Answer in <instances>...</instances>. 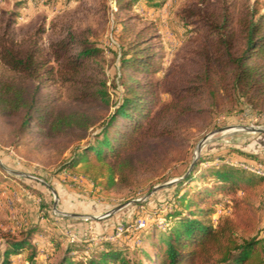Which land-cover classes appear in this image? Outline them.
I'll use <instances>...</instances> for the list:
<instances>
[{
    "label": "trees",
    "instance_id": "1",
    "mask_svg": "<svg viewBox=\"0 0 264 264\" xmlns=\"http://www.w3.org/2000/svg\"><path fill=\"white\" fill-rule=\"evenodd\" d=\"M139 1L153 9L166 2L116 0L124 14L118 22L132 37L120 45L113 74L101 64V49L73 33L44 46L37 36L16 38L10 21L0 25V117L19 119L15 128L0 129L2 144L23 157L59 161L56 174L67 171L101 190L119 191L145 176L163 175L174 160L170 143L207 130L214 114L237 113L241 106L264 110L261 0H202L185 9L199 42L164 73L156 35L131 27ZM69 139L79 144L64 157L68 147L55 142ZM232 152L260 158L233 146L204 152L172 185L165 229L153 224L136 233L146 243L134 244L136 260L113 241L89 248L72 239L54 264H264V238L242 233L258 225L264 175L227 162ZM208 158L209 166H200ZM223 199L232 211L215 221ZM37 230L31 225L20 241L8 243L0 264H16L13 257L29 248L20 264H44L32 245ZM78 250L84 255L70 257Z\"/></svg>",
    "mask_w": 264,
    "mask_h": 264
},
{
    "label": "rangeland",
    "instance_id": "2",
    "mask_svg": "<svg viewBox=\"0 0 264 264\" xmlns=\"http://www.w3.org/2000/svg\"><path fill=\"white\" fill-rule=\"evenodd\" d=\"M201 1L166 0L158 9L151 8L145 1L135 3L132 13L138 18L131 20V27L134 30L147 27L156 35L153 42L159 45L157 51L163 54L159 63L163 73L181 62L199 42L196 26L190 19L184 18V10L200 5ZM261 1L264 3V0ZM122 17L124 14L119 12L116 0H0V25L10 21V31L16 38L37 36L47 46L50 41L73 33L101 49V64L111 74L119 66L120 45L132 37L118 22ZM241 108L233 114L216 113L207 130L170 143L174 160L163 175L145 176L133 187L119 191L101 190L98 186L94 187L91 181L79 179L67 171L56 174L59 161L50 163L34 156L23 157L0 142V255L8 243L20 241L23 231L27 232L31 225H37L39 230L34 234L32 245L38 246L41 256L37 261L42 260L44 264L59 261L73 236L79 245L82 243L89 248L99 246L104 240L113 241L115 247L124 250V256L136 260L139 252L134 244H146L141 237H136V233L153 224L165 229V212L171 209L174 201L172 185L195 166L204 152L233 146L264 159V132H249L242 128H264V110L248 106ZM103 111V108L94 110L99 114ZM18 124V118L0 117V129L10 130ZM232 128L238 129L229 131ZM94 132L90 130V137ZM208 135L211 140L197 154L198 144ZM55 144L68 147L64 154L66 157L79 142L69 139L56 141ZM225 156L229 163L239 164L256 174L264 172V162L259 159H249L237 152ZM210 159L200 163V166L208 167ZM12 170L27 175H18ZM172 181L175 182L154 190ZM25 183L41 192L32 191ZM194 185L196 183L189 184L188 189H193ZM122 205L121 209L114 211ZM59 210L82 216H64ZM231 211L229 201L223 199L217 205L213 219L216 221ZM257 220V227L242 232L243 235L251 237L259 233L264 238V197L259 203ZM120 225L128 230L114 240L106 239ZM99 237L103 239L99 240ZM30 252L29 248L14 256L16 264L22 263ZM83 255L78 250L70 257L78 259Z\"/></svg>",
    "mask_w": 264,
    "mask_h": 264
},
{
    "label": "water",
    "instance_id": "3",
    "mask_svg": "<svg viewBox=\"0 0 264 264\" xmlns=\"http://www.w3.org/2000/svg\"><path fill=\"white\" fill-rule=\"evenodd\" d=\"M249 132H264V128H260V127H253V128H251V129H249L248 130ZM214 133V132H213ZM213 133H211V134H213ZM211 139H210V135H208V136H206L199 144H198V148H197V154L202 150V148L204 147V145L208 142V141H210ZM13 172H16V174H18V175H27L26 173H23V172H19V171H14V170H12ZM39 180H41L42 182H44L45 184H47L44 180H42V179H39ZM175 181H172V182H169V183H166V184H164V185H160V186H158V187H155L154 188V190H156V189H159V188H161V187H164V186H166V185H171V184H173ZM51 189H53V187H51L49 184H47ZM54 190V189H53ZM55 205H57V202H55ZM124 205H122V206H119V207H117L114 211H117V210H119V209H121L122 207H123ZM59 212L60 213H62L64 216H72V217H78V216H82L81 214H75V213H64V212H62V211H60L59 210ZM113 211H111L110 212V214L112 213ZM93 218H99V217H97V216H93Z\"/></svg>",
    "mask_w": 264,
    "mask_h": 264
},
{
    "label": "built area",
    "instance_id": "4",
    "mask_svg": "<svg viewBox=\"0 0 264 264\" xmlns=\"http://www.w3.org/2000/svg\"><path fill=\"white\" fill-rule=\"evenodd\" d=\"M259 173H261L262 175H264V172H259ZM127 230H128V228L124 227L123 225H120V226H118L116 228L115 233L112 234V235H108L106 237V239L114 240V239L120 237L121 235H123L124 232L127 231ZM72 239L75 240L74 236L72 237ZM102 239H103V237H99V240H102Z\"/></svg>",
    "mask_w": 264,
    "mask_h": 264
},
{
    "label": "bare ground",
    "instance_id": "5",
    "mask_svg": "<svg viewBox=\"0 0 264 264\" xmlns=\"http://www.w3.org/2000/svg\"><path fill=\"white\" fill-rule=\"evenodd\" d=\"M254 126H244V127H242V128H244V129H247V130H249V129H251V128H253ZM238 128H232V129H229V131H236ZM228 132V131H227Z\"/></svg>",
    "mask_w": 264,
    "mask_h": 264
},
{
    "label": "crops",
    "instance_id": "6",
    "mask_svg": "<svg viewBox=\"0 0 264 264\" xmlns=\"http://www.w3.org/2000/svg\"><path fill=\"white\" fill-rule=\"evenodd\" d=\"M109 229V228H108Z\"/></svg>",
    "mask_w": 264,
    "mask_h": 264
}]
</instances>
